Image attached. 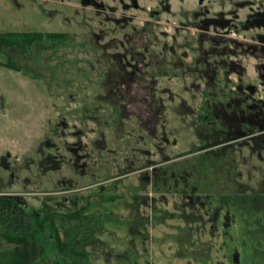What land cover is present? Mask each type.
Instances as JSON below:
<instances>
[{
  "label": "rangeland",
  "instance_id": "1",
  "mask_svg": "<svg viewBox=\"0 0 264 264\" xmlns=\"http://www.w3.org/2000/svg\"><path fill=\"white\" fill-rule=\"evenodd\" d=\"M97 1L111 8L110 17L124 13L133 22L127 27L115 25L80 0H0V61L12 67L0 68V156L11 166L2 168L6 161L0 165V193L25 195L30 223L28 231L0 235V264H264L261 201L240 206L228 199L242 192L229 182L235 174L211 168L210 157L188 158L190 172L193 164L198 165L189 185L213 198L207 199L209 215L212 207L224 203L218 225L228 214L231 224L225 234L220 230L209 237L206 231L199 239L194 230L191 234L177 231L181 222L166 213L152 216L143 200H137L144 193L134 189L139 185L135 175L110 180L122 169L124 157L132 159L133 153L140 157L138 149L144 144L138 143V135L144 136L147 148L149 139L137 128L130 137L132 123L127 120L121 119V127L116 125L118 113L112 107L116 99L105 92L113 78L106 79L107 62L102 58L113 37L122 39L134 28L146 27L150 50L168 63L157 70L169 86H181L184 77L191 81L189 66L236 61L247 71L243 83L255 85L256 98H264L256 69L264 64V56L247 55L240 48L237 57L214 56L228 39L243 45L262 42L264 21H247L264 13V0H137V9L130 0ZM125 5L130 9H124ZM114 46L109 44L107 52L116 51ZM215 82L217 92L222 91L219 100L225 101L237 77L220 68ZM62 120L66 127L57 126ZM77 130L82 131L77 138L90 152L87 163L95 170L93 178L74 177L77 194L86 195L90 191L82 189L100 183L94 191L108 188L106 199H63L56 194L60 175L70 176V156L63 149L66 141H74L70 134ZM100 131L107 149L114 152L93 144ZM189 136L186 139L194 140ZM40 147L45 153L60 150L66 166L62 172L50 167L52 161L42 159L40 175L36 166ZM145 190L150 191V185ZM138 213L141 216L136 217ZM198 241H207L211 251L207 246L199 248Z\"/></svg>",
  "mask_w": 264,
  "mask_h": 264
},
{
  "label": "flooded vegetation",
  "instance_id": "2",
  "mask_svg": "<svg viewBox=\"0 0 264 264\" xmlns=\"http://www.w3.org/2000/svg\"><path fill=\"white\" fill-rule=\"evenodd\" d=\"M80 1L93 6L98 15L106 14L104 18L115 25L127 27L133 22L132 18L124 13L121 17H110L111 8L97 0ZM130 1L137 9V0ZM124 9H130L129 5H125ZM250 18L253 20H248L249 24L259 20L264 21V13H257ZM145 28L138 30L134 28L131 33H125L122 39L113 37L102 51V58L107 62L104 75L107 80L109 77L113 78V84L105 92L107 96L111 95L116 99L112 104L113 109L118 113L116 125L121 127V119L127 120L132 123V128L128 132L130 137L133 136V129L137 128L144 131L149 139L147 148L144 136L138 135V143L144 144V148L138 149L140 157L135 153L132 159L124 157L121 160L122 169L110 180H125L135 175L139 185L133 188L144 193H140L137 200H143L144 207L147 206L152 216L156 214L164 216L166 213L181 222L182 226H176L177 231L187 230V233L191 234L190 231L194 230L199 239L206 235V231H209V237L217 235L220 230L225 234L231 224L228 214L224 215V220L222 219L221 225H218L224 203L212 207V214L209 215L207 199L213 198L201 193L196 186L189 185L190 175L193 174V170L198 169V165L193 164L191 166L193 170L190 172L188 158L201 156L205 159L207 156L210 160L219 162L216 164L207 160L211 168L220 167L226 170L227 174L231 172L235 174V179H229V182L236 191L242 192L227 198L235 200L240 206L245 203L253 206L261 201L264 215V98H256L259 90L255 85L243 83L246 68L236 61H222L217 65H211L207 61L204 62V68L191 69L190 66L187 68L191 70V73H188L192 77L191 81L186 82L184 77L181 86H169L163 81L164 75L157 70L159 67L167 66L168 63L165 58L150 50L152 45L146 37ZM207 29L205 32L208 31ZM259 39L262 42L257 46L243 45L236 39H228L221 44V51L214 56L222 54L237 57L238 48L247 55L264 56V38L259 37ZM111 43L115 44L116 50L112 53L107 52V47ZM1 67L12 68L0 61ZM220 68L237 77V83L229 90L231 97L225 101L219 100L222 91L219 89L217 92L218 84L215 82ZM256 69L259 71L258 76L264 93V64L257 65ZM72 96L68 97L72 99ZM91 118V121L96 123L93 119L95 117L91 116ZM57 126L66 127V123L62 120L57 122ZM75 126L76 124L74 128ZM80 132L82 131L71 132L70 136L74 137V141L65 143L63 151L70 156L68 159L70 176L67 173L60 175L57 184L61 187L56 194L64 196L63 199L68 196L73 199L93 197L106 199L108 188L104 190L102 187L98 193L94 191V187L100 183L82 189L90 191L86 195L77 194L80 190L75 188L77 181L74 177L95 176L93 174L95 170L87 163L90 152L85 151V146L77 138ZM189 133L194 140L186 139ZM99 135L100 138L94 139L93 144L100 145V150H108L104 133L100 131ZM176 135L180 136V140ZM184 142H187L186 147ZM179 143H182V146ZM38 151L39 160L36 166L41 176H43L40 168L42 159L52 161L54 164L50 167L56 169L58 173L66 167L60 150L57 154L45 153L40 147ZM3 161H6V165L1 167L10 170L11 166L7 159L0 156V165ZM146 185H150V191L145 190ZM0 195H20L26 198L22 194L0 193ZM50 196L52 195L46 197L50 198ZM145 212L142 211L141 214ZM138 216H141L140 213L136 214V217ZM206 242L198 241L197 246L199 248L207 246ZM199 248L196 251L201 252L202 248ZM207 250L211 251L209 246ZM205 253L207 254V251Z\"/></svg>",
  "mask_w": 264,
  "mask_h": 264
},
{
  "label": "trees",
  "instance_id": "3",
  "mask_svg": "<svg viewBox=\"0 0 264 264\" xmlns=\"http://www.w3.org/2000/svg\"><path fill=\"white\" fill-rule=\"evenodd\" d=\"M27 204L20 195H0V234L30 230Z\"/></svg>",
  "mask_w": 264,
  "mask_h": 264
}]
</instances>
